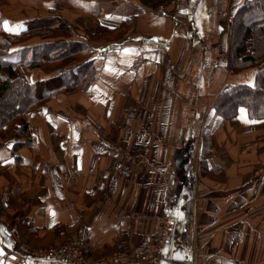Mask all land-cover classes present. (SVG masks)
Returning <instances> with one entry per match:
<instances>
[{
  "label": "crops",
  "instance_id": "1",
  "mask_svg": "<svg viewBox=\"0 0 264 264\" xmlns=\"http://www.w3.org/2000/svg\"><path fill=\"white\" fill-rule=\"evenodd\" d=\"M247 1L11 0L0 8L11 34L62 18L90 44L97 67L85 90L29 110L30 144L6 129L0 264H46L16 251L14 229L35 248L28 225L54 245L82 235L96 260L119 244L139 250L164 216L175 222L169 264H264V120L245 107L230 120L215 110L228 86L255 84L258 68L235 73L229 58ZM103 31L112 38H95ZM54 76L36 68L30 79ZM121 154L145 166L124 175Z\"/></svg>",
  "mask_w": 264,
  "mask_h": 264
},
{
  "label": "trees",
  "instance_id": "2",
  "mask_svg": "<svg viewBox=\"0 0 264 264\" xmlns=\"http://www.w3.org/2000/svg\"><path fill=\"white\" fill-rule=\"evenodd\" d=\"M11 0H0V8ZM129 22L118 30V38L126 36ZM20 34L7 33L0 17V148L7 138V127L15 128V136L31 143L26 115L60 94L71 95L85 90L96 81L97 67L90 44L75 39V30L62 18L28 21ZM103 31L95 38H112ZM39 37L45 43L11 51L17 44ZM50 41V42H49ZM230 67L235 73L258 68L254 86H228L215 103L217 116L230 120L245 107L251 120H264V0H248L238 10L231 32ZM53 70L52 79L32 83V70ZM37 248L54 245L39 239L37 230L28 225ZM48 241V242H47Z\"/></svg>",
  "mask_w": 264,
  "mask_h": 264
},
{
  "label": "built area",
  "instance_id": "3",
  "mask_svg": "<svg viewBox=\"0 0 264 264\" xmlns=\"http://www.w3.org/2000/svg\"><path fill=\"white\" fill-rule=\"evenodd\" d=\"M117 163L121 172L127 176L137 166H145L144 161L130 154H121ZM174 233V220L168 216L159 217L155 220L153 234L142 248L130 251L126 245L119 244L113 253L97 260L87 256L82 235L73 236L63 246L40 250L27 243L25 235L19 229H14L12 236L18 253L46 264H169L172 261L170 247Z\"/></svg>",
  "mask_w": 264,
  "mask_h": 264
},
{
  "label": "rangeland",
  "instance_id": "4",
  "mask_svg": "<svg viewBox=\"0 0 264 264\" xmlns=\"http://www.w3.org/2000/svg\"><path fill=\"white\" fill-rule=\"evenodd\" d=\"M75 30V29H74ZM115 35H118V34H115ZM45 71H53V70H45ZM261 103L262 104H264V99L263 98H261ZM69 241V240H68ZM68 241H66V242H64V243H62V244H57V245H52L51 247H60V246H63V245H65ZM35 248V247H34ZM47 248H50V247H47ZM47 248H36L37 250H40V249H47ZM97 260V259H96Z\"/></svg>",
  "mask_w": 264,
  "mask_h": 264
},
{
  "label": "snow or ice",
  "instance_id": "5",
  "mask_svg": "<svg viewBox=\"0 0 264 264\" xmlns=\"http://www.w3.org/2000/svg\"><path fill=\"white\" fill-rule=\"evenodd\" d=\"M7 30V29H6ZM243 111V110H242ZM53 215H54V213H53Z\"/></svg>",
  "mask_w": 264,
  "mask_h": 264
}]
</instances>
